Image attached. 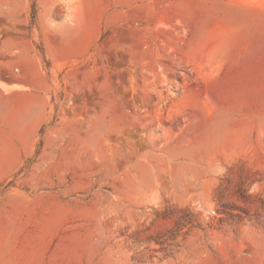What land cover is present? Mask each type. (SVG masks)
Returning <instances> with one entry per match:
<instances>
[{
	"label": "rangeland",
	"instance_id": "374dc122",
	"mask_svg": "<svg viewBox=\"0 0 264 264\" xmlns=\"http://www.w3.org/2000/svg\"><path fill=\"white\" fill-rule=\"evenodd\" d=\"M0 264H264V0H0Z\"/></svg>",
	"mask_w": 264,
	"mask_h": 264
}]
</instances>
